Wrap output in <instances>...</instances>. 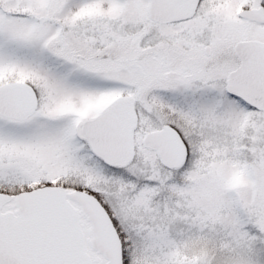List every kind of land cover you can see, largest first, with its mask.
Segmentation results:
<instances>
[{
  "label": "snow or ice",
  "instance_id": "6c2138e0",
  "mask_svg": "<svg viewBox=\"0 0 264 264\" xmlns=\"http://www.w3.org/2000/svg\"><path fill=\"white\" fill-rule=\"evenodd\" d=\"M0 264H264V0H0Z\"/></svg>",
  "mask_w": 264,
  "mask_h": 264
}]
</instances>
